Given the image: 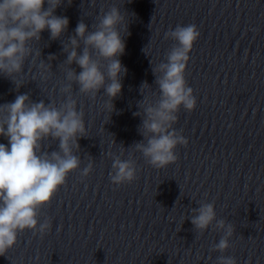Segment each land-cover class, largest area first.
<instances>
[{
  "label": "clouds",
  "instance_id": "obj_1",
  "mask_svg": "<svg viewBox=\"0 0 264 264\" xmlns=\"http://www.w3.org/2000/svg\"><path fill=\"white\" fill-rule=\"evenodd\" d=\"M67 2L71 4L72 0ZM63 3L64 0H0V75L10 79L17 91L23 83H18L14 77H22L25 73V62L33 53L30 42L39 41L46 30L51 40H57L68 29L69 18L56 15ZM97 19L91 31L83 20L78 22L75 35L63 45L67 53L65 64L74 63L80 69L77 72L68 68L65 79L78 85L81 94L93 98L103 89L108 97L106 107L112 112L115 110L113 101L122 92V75L127 73L118 58L125 51L120 26L124 25L125 31L127 26L125 16L116 6L103 11ZM199 36L195 24L170 29L165 37L175 44L167 54V62L153 69L154 75L161 73L156 77L160 99L156 106L143 107L141 135L147 137V143H137L135 148L157 168L174 163L177 160L174 149L178 144L188 143L172 125L181 107L189 112L196 107L185 70L189 53ZM81 41L84 47L78 52ZM30 63L40 70V79H49L48 63L41 61L36 65L35 60ZM60 92L66 94V99L59 106L55 102L32 101L27 93L17 94L14 101L0 104V137L7 140V144L0 143V254L16 244L20 232L32 230L35 234L38 231L42 236L51 229L49 220L39 222L40 210L51 203L68 175L80 166V158L73 148L79 149L78 138L86 134L84 113L77 109V101L70 95L71 83L60 88ZM144 104L146 100L141 106ZM49 139L59 141L58 151L43 150L44 142ZM112 169L114 174L110 179L116 185L130 184L137 178L131 160L116 157ZM91 170L89 164L81 176H88ZM193 211L197 214L191 218V223L201 232L216 218L211 203L202 204ZM217 226L225 229V235L214 250L223 253L230 247L233 227L225 226L223 220L217 221ZM218 259L219 264H237L231 256L222 255Z\"/></svg>",
  "mask_w": 264,
  "mask_h": 264
}]
</instances>
